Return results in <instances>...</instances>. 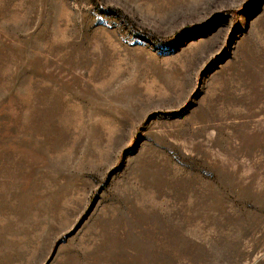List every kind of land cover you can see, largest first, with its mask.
<instances>
[{
  "label": "rangeland",
  "instance_id": "1",
  "mask_svg": "<svg viewBox=\"0 0 264 264\" xmlns=\"http://www.w3.org/2000/svg\"><path fill=\"white\" fill-rule=\"evenodd\" d=\"M0 264H264V0H0Z\"/></svg>",
  "mask_w": 264,
  "mask_h": 264
}]
</instances>
